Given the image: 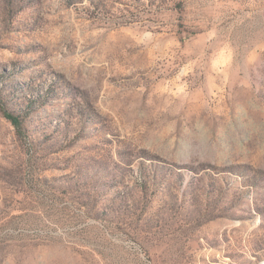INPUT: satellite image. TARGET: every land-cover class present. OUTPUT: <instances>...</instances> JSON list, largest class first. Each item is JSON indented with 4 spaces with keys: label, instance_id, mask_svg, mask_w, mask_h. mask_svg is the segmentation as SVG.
I'll use <instances>...</instances> for the list:
<instances>
[{
    "label": "rangeland",
    "instance_id": "374dc122",
    "mask_svg": "<svg viewBox=\"0 0 264 264\" xmlns=\"http://www.w3.org/2000/svg\"><path fill=\"white\" fill-rule=\"evenodd\" d=\"M0 100V264H264V0H0Z\"/></svg>",
    "mask_w": 264,
    "mask_h": 264
},
{
    "label": "trees",
    "instance_id": "16d2710c",
    "mask_svg": "<svg viewBox=\"0 0 264 264\" xmlns=\"http://www.w3.org/2000/svg\"><path fill=\"white\" fill-rule=\"evenodd\" d=\"M0 102H1V100H0ZM0 104H1V103H0ZM2 110H3L4 116H5L9 121H11L12 124H13L14 126H16L18 129H20V128H21V124H20V122L18 121V118L14 117L11 113H9L6 109H4L3 106H2Z\"/></svg>",
    "mask_w": 264,
    "mask_h": 264
}]
</instances>
